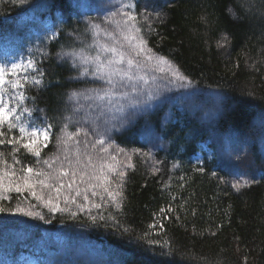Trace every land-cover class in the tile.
I'll return each mask as SVG.
<instances>
[{"label":"trees","instance_id":"trees-1","mask_svg":"<svg viewBox=\"0 0 264 264\" xmlns=\"http://www.w3.org/2000/svg\"><path fill=\"white\" fill-rule=\"evenodd\" d=\"M86 1L0 0V64L34 57L45 70L43 84L27 90L54 125L45 158L56 152V136L64 118L71 117L70 131H89L78 138L81 148L85 139L96 138V129L131 154L134 167L126 169L119 208L106 194L102 199L88 192L85 201L83 190L67 206L61 196L59 207L67 210L55 212L31 198L21 203L23 197L15 192L0 193L5 209L0 212V264H25L29 257L35 264H245V257L247 264H264V142L259 143L264 141V0H158L153 5L137 0V12L149 16L153 28L144 32L148 47L171 60L196 90L215 96L208 125L189 117L176 103L180 98L160 96L150 83L138 85L143 95L134 98L149 93L152 98L126 108L123 124L112 120L111 112L100 115L107 100H69L73 91L103 85L80 76L70 58H57L61 51L92 43L89 25L95 22H89ZM48 22L54 34L46 29ZM202 98L208 95L199 91L194 101ZM27 105L33 106L32 99ZM253 120L263 125L253 126ZM209 130L222 139L214 140ZM140 131L147 136L140 138ZM240 137L244 141L238 145ZM201 141L212 150L208 160L198 162ZM10 148L0 146V151L7 155ZM134 149L150 152L151 158L133 154ZM19 158L35 165L31 156L21 153ZM154 165L160 169L156 174ZM242 179L255 183L236 192L231 184ZM17 206L44 219L12 211ZM168 207L174 209L168 219L156 215ZM156 221L163 228L158 223L149 228Z\"/></svg>","mask_w":264,"mask_h":264},{"label":"snow or ice","instance_id":"snow-or-ice-1","mask_svg":"<svg viewBox=\"0 0 264 264\" xmlns=\"http://www.w3.org/2000/svg\"><path fill=\"white\" fill-rule=\"evenodd\" d=\"M24 2L25 0H20V3ZM137 8V0L121 3L116 11L105 18L104 27L98 23L89 25L93 34L92 43L58 54L70 58L72 66L79 69L80 76H91L102 81L104 85L85 92L73 91L68 97L69 100H107L111 106L101 103L100 115H104L105 111L111 112V119L119 120L121 124L126 122L125 109L136 108L143 102L134 98L143 95L138 82H148L147 76L141 74L142 71L151 69L164 75L170 73L173 79L191 84L171 60L148 47L144 32L153 31L151 23H147L150 17L138 13ZM229 11L231 12V9ZM157 18H160L159 13ZM145 23L146 29L143 27ZM109 25L112 27H108ZM101 35L103 40L100 39ZM222 40L226 42L227 37H222ZM218 46L222 47L223 44L218 42ZM44 76L45 70L38 66L34 57L14 61L10 65L0 64V146H11L7 155L0 151V193L15 192L18 199L23 197L21 203L31 198L47 207L49 211L55 212L67 210L59 207L61 196L67 206L76 203V197L80 196L83 190L85 201H89L88 192H91L92 196L101 195L102 199L106 194L108 200L119 208L127 177L126 169L134 167L131 163L132 155L123 148L114 147L104 134L93 129L96 138L92 141L85 139L81 148V140L78 138L81 133L88 137L89 131L84 128L70 131L71 117H65L61 134L56 136V152L47 158L42 155L52 144L54 125L50 122L46 109L37 108L35 97L30 98L27 90L29 87L39 88L43 84ZM151 98L149 93L148 99ZM29 99L33 101L32 107L27 105ZM120 100H126L127 103H120ZM78 110L79 108L73 109ZM37 113L40 115H36ZM21 153L35 158V165L23 163L19 158ZM133 154L151 158L150 152H138L134 149ZM121 156L126 163L121 161ZM8 157H11V163ZM151 171L156 174L160 169L154 165ZM197 171L203 172L204 169L199 168ZM215 175L213 173V176ZM250 183L255 181H235L231 187L240 192L241 189L249 187ZM81 186H84L83 189ZM65 192H74L75 195H66ZM25 193L28 195L25 196ZM35 206L29 204L30 208ZM93 206L100 207L99 204ZM3 211L5 209L0 207V212ZM12 211L44 219L41 213L26 211L20 206ZM173 211L172 207L161 208L156 215L168 219L167 213ZM176 219L179 220L180 217L177 216ZM156 223L163 228L161 221L149 225V228H154ZM247 259L244 258L245 264Z\"/></svg>","mask_w":264,"mask_h":264},{"label":"rangeland","instance_id":"rangeland-1","mask_svg":"<svg viewBox=\"0 0 264 264\" xmlns=\"http://www.w3.org/2000/svg\"><path fill=\"white\" fill-rule=\"evenodd\" d=\"M88 1L93 3L94 7H98L96 2H94L92 0H88ZM156 1H158V0H143L144 3H148L151 5H153ZM159 1H162V0H159ZM96 21L98 22V20H96ZM57 58H64V57L57 55ZM147 71L151 75L148 79V82L150 84H154L150 88H153L154 91L158 92L160 96L165 95V96H171V97L176 98V99L180 98V101L178 100V101H176V103H178L179 106L186 109V113L189 115V117L194 118L200 125L210 124L208 122L211 121L212 116H213V109H212L213 107L211 108V106L215 105V100H216L215 96H213L209 92H204L205 95H208V98H202V99H200L201 102L197 103L194 101V97H197V92H199L201 90H196L193 88V86L189 87L187 85V83L184 81L173 79L171 77L170 73L168 75H164L159 71H156V74L151 73L149 70H147ZM165 71H167L166 68H165ZM153 78H157V81L154 80ZM188 93H192V94H188ZM173 102L174 101H171L168 104H172ZM64 104L66 106H68V99L67 98L65 99ZM129 120H131V119H128V121ZM261 123H263V122L258 121V120H255V121L253 120V124H254L253 126H255V127H261V125H263ZM146 124H147V126L149 125L148 122ZM230 131H231V129L229 130L228 133H230ZM209 133H210V135L213 136L214 140L215 139L218 140L219 138L222 139V136L219 134H216L215 132L212 133L210 131ZM138 134H139L140 138L147 136L146 134H144L143 131H140ZM241 134L243 135V133H241ZM146 139L149 141L150 136L147 137ZM242 141H244V140L242 139V137H240L238 139V141H236V143H238V145H240L242 143ZM233 142H234V140H233ZM262 142H264V141H260L259 143L262 144ZM219 144H220V148L218 149L219 154H220V157H223L224 156V154H223V140H222V143H219ZM202 149L211 151L212 146L210 144V145L204 146ZM196 158L199 161L208 160V159H202L199 155H196ZM120 159H121V161L124 160L123 157H121ZM244 166H246V165H242L241 167H244ZM242 180H244V179H242ZM242 180H237V181H242ZM25 264H33V260L28 258L25 261Z\"/></svg>","mask_w":264,"mask_h":264}]
</instances>
